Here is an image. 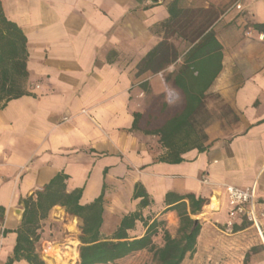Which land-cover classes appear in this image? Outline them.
<instances>
[{
	"label": "crops",
	"instance_id": "crops-1",
	"mask_svg": "<svg viewBox=\"0 0 264 264\" xmlns=\"http://www.w3.org/2000/svg\"><path fill=\"white\" fill-rule=\"evenodd\" d=\"M189 6L214 15L210 28L222 57L207 90L217 91L235 120L225 130L218 121L209 124L203 141H195L201 151L176 144L170 156L172 149L147 128V111L166 102L167 84L174 88L169 75L186 50L178 51L186 38L176 20ZM0 7L24 33L27 50L24 93L0 101V264L13 256L29 217L37 219L39 235L33 251L49 264L38 244L44 224L58 217L76 219L80 238L89 216L99 218L98 240L150 233V244L127 256L163 246L165 232L175 237L183 203L201 225L196 249L208 232L238 236L253 227L259 236L252 245L264 250V0H0ZM216 9L224 11L217 17ZM171 39L176 60L147 65L148 53ZM136 113L144 115L138 127ZM228 184L255 187L257 226L243 218L227 224ZM187 195L205 199L200 210L190 212ZM71 196L80 207L101 198L100 207L70 213L61 202ZM143 196L148 203L141 206ZM126 216L134 217L131 225L116 238ZM11 264L31 263L21 257Z\"/></svg>",
	"mask_w": 264,
	"mask_h": 264
},
{
	"label": "trees",
	"instance_id": "trees-1",
	"mask_svg": "<svg viewBox=\"0 0 264 264\" xmlns=\"http://www.w3.org/2000/svg\"><path fill=\"white\" fill-rule=\"evenodd\" d=\"M187 10L176 21L179 29L186 25ZM173 16V15H172ZM175 16V15H174ZM214 21V15L208 14L198 26L186 35L180 33L189 40V45L182 55V62L176 72L169 75L172 86L181 94L178 104L168 105L166 102H156L147 111L151 114V119H147V128H151L153 133L159 134L160 140L172 149L170 156H175V147L188 149L197 147L199 151L204 149L202 144H195L197 138L201 141L206 137L204 132L195 131L197 115L203 107L204 93L210 83L217 75L221 65V45L215 37V33L210 26ZM169 54V55H168ZM26 37L18 25L9 20L0 7V101H7L18 97L24 93V82L27 77L26 71ZM162 55V58H161ZM176 50L174 46L166 40L161 41L146 56L144 61L149 64L159 63L162 59L176 60ZM144 115L136 113L133 126L138 127ZM194 134V135H193ZM198 134V135H196ZM174 159V158H173ZM176 159V158H175ZM174 159V160H175ZM180 156L176 160H181ZM142 195L140 192L134 194L135 197ZM53 196V194L46 195ZM190 205V212L200 210L205 203L204 198H194L187 195ZM51 202V201H50ZM101 202V198L85 207L77 206L75 197L61 202L66 205L67 211L77 213L80 208L91 210L96 208ZM56 203V202H51ZM148 203L146 196L140 200V205ZM183 215L180 217L178 234L171 237L167 232L164 233V244L154 248L151 244L153 264H180L184 255L190 252L192 255L195 250L196 237L199 234L201 225L194 223L186 211V204L183 203ZM100 207V205H99ZM134 217H124L114 234L116 238L124 237V228L131 225L130 219ZM98 217H84L83 232L86 237H82V245L79 248V264H99L116 260L123 257L133 250L141 249L150 244V233H146L139 239L127 240H98L97 225ZM35 217H29L24 231L18 232L17 242L14 247L13 256L7 261L11 264L15 259L24 257L31 264H43L38 259L32 248L33 241L39 239V235L34 232ZM76 224V219H74ZM156 226L155 220L148 226L147 230ZM240 229L235 226L234 230ZM75 230V229H74ZM66 251L61 254L54 246L43 249L42 254L52 253L50 256L51 264H76L78 258L77 242L65 245Z\"/></svg>",
	"mask_w": 264,
	"mask_h": 264
},
{
	"label": "rangeland",
	"instance_id": "rangeland-1",
	"mask_svg": "<svg viewBox=\"0 0 264 264\" xmlns=\"http://www.w3.org/2000/svg\"><path fill=\"white\" fill-rule=\"evenodd\" d=\"M186 25L183 29H180L184 34L188 35L198 26V24L210 14V10L199 9V7H186ZM217 17L224 11V9L214 10ZM179 28V26H177ZM170 44L176 46L174 40L169 41ZM189 40L179 41L178 51L187 48ZM181 64L180 61L175 63L177 67ZM162 99L168 104H175L181 99L180 92L170 87L168 84L161 92ZM173 96V98H170ZM235 120V114L223 103L219 97L217 91L206 90L203 98V107L197 115L195 131H202L212 122L218 121L221 129L225 130L229 128ZM198 131V132H199ZM194 135V134H193ZM198 135V134H196ZM247 222L246 225H248ZM46 228L42 236L45 240L38 244V252L48 261L50 253L42 254L43 249H47L49 246H54L58 251L63 254L66 249L65 245L77 242V246L80 245L81 234L76 228V224L70 217L62 216L57 220L44 224ZM250 225V224H249ZM75 229V230H74ZM229 233V232H228ZM225 232H212L206 233L198 249L195 250V255H191L181 264H252L257 259L264 258V250L259 245H252L259 233L255 228H251L250 232L245 235H233ZM81 239V240H80ZM78 258L76 264H79ZM99 264H153L152 253L150 250H141L131 253L123 258Z\"/></svg>",
	"mask_w": 264,
	"mask_h": 264
},
{
	"label": "built area",
	"instance_id": "built-area-1",
	"mask_svg": "<svg viewBox=\"0 0 264 264\" xmlns=\"http://www.w3.org/2000/svg\"><path fill=\"white\" fill-rule=\"evenodd\" d=\"M240 4H235L238 7ZM173 98V96H170ZM227 195V224L233 223L237 218H243L252 225L258 223L259 214L255 207L256 190L254 186L237 187L231 184L225 186ZM3 226L0 225V240Z\"/></svg>",
	"mask_w": 264,
	"mask_h": 264
},
{
	"label": "bare ground",
	"instance_id": "bare-ground-1",
	"mask_svg": "<svg viewBox=\"0 0 264 264\" xmlns=\"http://www.w3.org/2000/svg\"><path fill=\"white\" fill-rule=\"evenodd\" d=\"M214 200H215V199L213 198V199H212V205H211V206H213V205H214V203H215V201H214Z\"/></svg>",
	"mask_w": 264,
	"mask_h": 264
},
{
	"label": "water",
	"instance_id": "water-1",
	"mask_svg": "<svg viewBox=\"0 0 264 264\" xmlns=\"http://www.w3.org/2000/svg\"><path fill=\"white\" fill-rule=\"evenodd\" d=\"M197 220L194 221V223H196Z\"/></svg>",
	"mask_w": 264,
	"mask_h": 264
}]
</instances>
